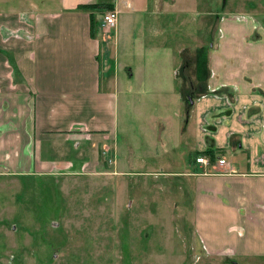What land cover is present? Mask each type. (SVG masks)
<instances>
[{
	"label": "crops",
	"instance_id": "0c3cea01",
	"mask_svg": "<svg viewBox=\"0 0 264 264\" xmlns=\"http://www.w3.org/2000/svg\"><path fill=\"white\" fill-rule=\"evenodd\" d=\"M22 1L0 10V176L55 165L102 171V156L114 170L130 82L181 70V103H163L154 137L162 144L176 120L181 129L164 153L194 149L195 161L222 152L207 166L168 173L189 178L184 205L205 255L192 264H264V0ZM94 4L113 7L115 28L101 30V12L79 8ZM183 29L190 44L182 52ZM81 149L88 158H56ZM183 183L175 184L181 196Z\"/></svg>",
	"mask_w": 264,
	"mask_h": 264
},
{
	"label": "rangeland",
	"instance_id": "374dc122",
	"mask_svg": "<svg viewBox=\"0 0 264 264\" xmlns=\"http://www.w3.org/2000/svg\"><path fill=\"white\" fill-rule=\"evenodd\" d=\"M3 1L10 8L20 7L19 0H0V10L7 7ZM29 1L35 0H23L22 6ZM50 1L58 5V0ZM184 33L182 52L190 44ZM180 71L146 77L143 84L130 82L129 100L121 99L118 108L120 166L115 174L109 158L102 156V171L70 174L55 165L51 173L0 176V264H192L205 256L191 236L193 210L184 205L192 198L189 178L168 175L191 172L194 149L164 153L181 129L176 120L162 144L154 137L158 129L153 119L163 103L174 97L177 106L181 103ZM82 152H63L56 158H88ZM226 158L231 160L229 153ZM180 182L186 184L181 186L184 196L175 188ZM190 245L197 250L185 251Z\"/></svg>",
	"mask_w": 264,
	"mask_h": 264
},
{
	"label": "built area",
	"instance_id": "2783aa9c",
	"mask_svg": "<svg viewBox=\"0 0 264 264\" xmlns=\"http://www.w3.org/2000/svg\"><path fill=\"white\" fill-rule=\"evenodd\" d=\"M117 12L115 10H110L107 11L105 14L102 15V19L99 23V27L101 30L106 31L112 28L116 27L117 24ZM241 18V20H245V17H239ZM218 32L220 33V38H221V29H218ZM196 163L198 164H203V165H208L209 164V160L205 157H198L195 160ZM218 165L223 166L226 164L225 160L222 158H219L217 161Z\"/></svg>",
	"mask_w": 264,
	"mask_h": 264
},
{
	"label": "trees",
	"instance_id": "16d2710c",
	"mask_svg": "<svg viewBox=\"0 0 264 264\" xmlns=\"http://www.w3.org/2000/svg\"><path fill=\"white\" fill-rule=\"evenodd\" d=\"M79 8L90 11H100L102 15L113 9V7L109 4L81 5ZM204 153L207 154V157L210 161H214L222 152L216 149Z\"/></svg>",
	"mask_w": 264,
	"mask_h": 264
}]
</instances>
